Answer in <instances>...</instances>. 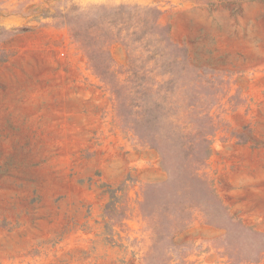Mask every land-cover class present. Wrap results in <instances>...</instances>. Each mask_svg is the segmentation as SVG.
<instances>
[{
	"label": "rangeland",
	"instance_id": "rangeland-1",
	"mask_svg": "<svg viewBox=\"0 0 264 264\" xmlns=\"http://www.w3.org/2000/svg\"><path fill=\"white\" fill-rule=\"evenodd\" d=\"M247 105L264 0H0V264H264L197 163Z\"/></svg>",
	"mask_w": 264,
	"mask_h": 264
},
{
	"label": "crops",
	"instance_id": "crops-1",
	"mask_svg": "<svg viewBox=\"0 0 264 264\" xmlns=\"http://www.w3.org/2000/svg\"><path fill=\"white\" fill-rule=\"evenodd\" d=\"M247 106L236 109V122L216 130V147L209 157L216 197L227 216L264 233V128L245 126L252 118ZM7 202L0 201V212ZM216 225V233L218 232Z\"/></svg>",
	"mask_w": 264,
	"mask_h": 264
},
{
	"label": "trees",
	"instance_id": "trees-1",
	"mask_svg": "<svg viewBox=\"0 0 264 264\" xmlns=\"http://www.w3.org/2000/svg\"><path fill=\"white\" fill-rule=\"evenodd\" d=\"M156 13L160 16L161 11L156 10ZM168 33H169V29H168ZM110 42V41H108ZM109 44V43H108ZM88 57L91 59L92 63H93V67L95 69H98L99 65L97 66V62L95 63V60L97 61V59L100 57L103 62H111V57L108 51V46L105 44L100 45L97 49L92 50V52L90 54H88ZM103 57V58H102ZM212 133H210L211 135ZM177 141L175 139H173L171 136L165 137V138H160L159 140L151 137L147 139V143L150 144L152 147H156L162 154L165 152H167V147L169 145H174ZM203 142L205 143V149L203 151V153L201 154V157L198 159L197 163L204 166L207 162V160L209 159L211 153H212V142L210 137H206L203 139ZM183 146L185 145V143L183 144L182 142L180 143ZM196 173L198 174V172L200 171V167H196L195 168ZM211 191L213 193H215L214 188L212 189L211 187Z\"/></svg>",
	"mask_w": 264,
	"mask_h": 264
}]
</instances>
